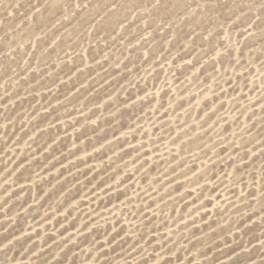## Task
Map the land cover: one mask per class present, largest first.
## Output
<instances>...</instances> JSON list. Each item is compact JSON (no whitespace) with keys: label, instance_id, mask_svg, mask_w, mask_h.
Wrapping results in <instances>:
<instances>
[{"label":"rangeland","instance_id":"1","mask_svg":"<svg viewBox=\"0 0 264 264\" xmlns=\"http://www.w3.org/2000/svg\"><path fill=\"white\" fill-rule=\"evenodd\" d=\"M0 264H264V0H0Z\"/></svg>","mask_w":264,"mask_h":264}]
</instances>
